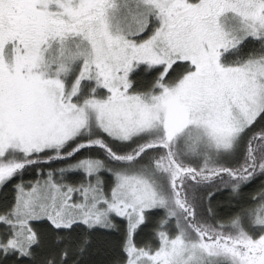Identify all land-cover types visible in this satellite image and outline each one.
I'll return each instance as SVG.
<instances>
[{"label": "snow or ice", "instance_id": "6c2138e0", "mask_svg": "<svg viewBox=\"0 0 264 264\" xmlns=\"http://www.w3.org/2000/svg\"><path fill=\"white\" fill-rule=\"evenodd\" d=\"M0 264H264V0H0Z\"/></svg>", "mask_w": 264, "mask_h": 264}]
</instances>
